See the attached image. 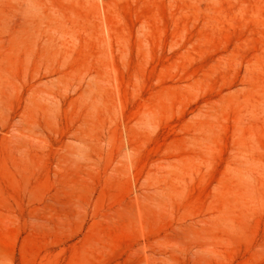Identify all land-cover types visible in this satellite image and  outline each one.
Here are the masks:
<instances>
[{
  "label": "rangeland",
  "instance_id": "rangeland-1",
  "mask_svg": "<svg viewBox=\"0 0 264 264\" xmlns=\"http://www.w3.org/2000/svg\"><path fill=\"white\" fill-rule=\"evenodd\" d=\"M0 264H264V0H0Z\"/></svg>",
  "mask_w": 264,
  "mask_h": 264
}]
</instances>
